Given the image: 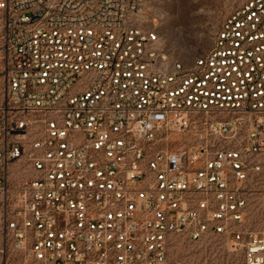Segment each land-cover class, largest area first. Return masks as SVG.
Listing matches in <instances>:
<instances>
[{
	"label": "built area",
	"instance_id": "2783aa9c",
	"mask_svg": "<svg viewBox=\"0 0 264 264\" xmlns=\"http://www.w3.org/2000/svg\"><path fill=\"white\" fill-rule=\"evenodd\" d=\"M150 1L0 0V264H172L180 236L264 264L247 227L264 0L190 66L167 59Z\"/></svg>",
	"mask_w": 264,
	"mask_h": 264
},
{
	"label": "rangeland",
	"instance_id": "374dc122",
	"mask_svg": "<svg viewBox=\"0 0 264 264\" xmlns=\"http://www.w3.org/2000/svg\"><path fill=\"white\" fill-rule=\"evenodd\" d=\"M244 0H151L148 18L156 27L170 62L190 66L213 46L222 23ZM30 170L19 178L31 177ZM254 232L264 230V184L253 194L250 222ZM172 264H244L241 252L230 249L223 239L190 241L177 237L172 247ZM11 264H21L12 260Z\"/></svg>",
	"mask_w": 264,
	"mask_h": 264
}]
</instances>
